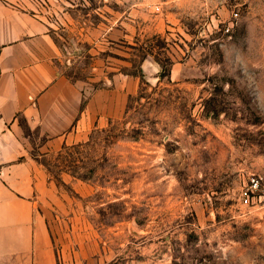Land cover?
<instances>
[{
    "label": "rangeland",
    "instance_id": "rangeland-1",
    "mask_svg": "<svg viewBox=\"0 0 264 264\" xmlns=\"http://www.w3.org/2000/svg\"><path fill=\"white\" fill-rule=\"evenodd\" d=\"M56 2L74 82L137 80L87 142L31 152L96 239L116 264H264V199L243 203L264 189V0Z\"/></svg>",
    "mask_w": 264,
    "mask_h": 264
},
{
    "label": "crops",
    "instance_id": "crops-1",
    "mask_svg": "<svg viewBox=\"0 0 264 264\" xmlns=\"http://www.w3.org/2000/svg\"><path fill=\"white\" fill-rule=\"evenodd\" d=\"M56 1L0 0V264H116L76 197L31 152L87 142L125 111L137 80L118 76L113 88L93 92L74 82L46 16Z\"/></svg>",
    "mask_w": 264,
    "mask_h": 264
},
{
    "label": "built area",
    "instance_id": "built-area-1",
    "mask_svg": "<svg viewBox=\"0 0 264 264\" xmlns=\"http://www.w3.org/2000/svg\"><path fill=\"white\" fill-rule=\"evenodd\" d=\"M261 192L258 198L264 199V189L262 179L259 177H253L243 192V203L247 206L251 205L253 200L257 198V194Z\"/></svg>",
    "mask_w": 264,
    "mask_h": 264
}]
</instances>
